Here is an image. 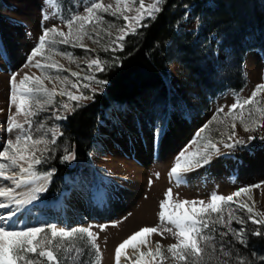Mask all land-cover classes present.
<instances>
[{"label":"snow or ice","instance_id":"1","mask_svg":"<svg viewBox=\"0 0 264 264\" xmlns=\"http://www.w3.org/2000/svg\"><path fill=\"white\" fill-rule=\"evenodd\" d=\"M164 2L110 0L105 3L104 0H89L83 12L74 11L64 16L60 11L59 0H45L53 10L45 13L43 20L59 17L67 31L57 24L45 27L23 65L24 68H36L41 74L14 73L10 78V107L3 129L8 138L0 150V181L10 182V186L0 185V209L5 210L0 213V264H76L77 258L88 252L91 257L81 264H101L103 253L97 242L99 234L93 232L91 226L66 228L47 223L40 227H16L25 206L38 200L39 194L47 190V183L54 170L40 173L38 166L49 158L55 150L53 146L63 135L59 126H48L46 121L38 120L37 117L41 112L55 109L52 118L66 119L67 113L75 111L83 101L93 99L99 86L107 84L106 80L97 79L95 73L106 71L108 61L99 55L76 57L71 52L61 50L58 45L78 47L85 53L95 52V48L85 43L88 40L105 52L122 51L126 36L135 35L139 27H145L143 22L146 19L155 20L163 10ZM133 11L136 14L129 15ZM107 15L122 19L124 23L116 25L106 21ZM105 40L107 42L103 43ZM54 56L68 59L69 64H75L79 71L65 67ZM46 70H55L58 74L53 76ZM61 72L67 74L60 75ZM85 90H89L92 95L86 94ZM262 94L264 82L257 84L246 98L237 95L227 112L223 108L217 109V114L197 133V137H200L202 132L209 131V135L203 137V146L195 151H189L190 145L181 150L175 157L169 178L179 185L189 172L208 165L220 153V145L231 149L245 143L237 135V122L247 133L264 128V99H257ZM57 97H67V100L58 101ZM57 104L59 107H56ZM12 106L15 112H12ZM61 109L64 111L61 112ZM212 121H217L224 129L220 131L218 127L214 130L218 132L219 138L211 135L213 129L209 126ZM162 132V125L153 122V138ZM225 136L227 139H224ZM254 139L255 136H248L249 141ZM62 159H75V154L65 149ZM29 185L31 187L27 192L17 191ZM253 188H260V185L241 187L229 195L214 191L207 200H178L174 198L172 189L168 188L164 199L159 202L160 211L157 216L160 223L153 227H143L119 243L114 252L115 264H121L122 257L131 264H166L168 260L175 264H253L247 257L234 253L223 243L217 247V235L221 239L231 235L240 244H246L247 233L243 225L248 221L257 226L253 235L264 236V212L255 210L256 202L251 195ZM244 195L252 202L251 205L234 199ZM245 210L247 219L238 214V211ZM233 222L242 227L233 228ZM165 224L170 227H165ZM217 226L222 230H218ZM99 227L103 231L107 225ZM165 232L175 239V243L165 248L157 241L154 249L148 247V237L158 234L163 238ZM141 246L148 250H141ZM129 247L134 249L135 259L127 255L126 249Z\"/></svg>","mask_w":264,"mask_h":264},{"label":"rangeland","instance_id":"2","mask_svg":"<svg viewBox=\"0 0 264 264\" xmlns=\"http://www.w3.org/2000/svg\"><path fill=\"white\" fill-rule=\"evenodd\" d=\"M104 2L107 3L110 0H104ZM88 3L89 0H59L60 11L64 16H69L74 11L83 12V7ZM52 10L45 0H0V150L8 138L3 129L9 114L11 76L14 73L26 72L40 75L38 69L24 68L23 65L27 62L32 48L38 43V37L43 34L45 27H51L53 24L63 27L59 17L43 20V15ZM135 14L134 11L129 13V15ZM105 20L116 25L124 23L122 19L111 15H107ZM199 26V20L192 17L188 11L185 19L179 23L178 29L198 33ZM63 30L67 31V28L63 27ZM113 32L115 36V30ZM212 40L220 42L217 36H213ZM106 42L107 40L103 41V43ZM85 43L90 48H95V52L85 53L81 48L70 45H58V47L81 58L85 55L96 56L100 52H105L91 41L86 40ZM216 56L219 61H225L227 53L217 52ZM35 59L42 58L36 57ZM54 59L64 64L65 67L79 71L75 64H69L68 59L64 57L54 56ZM81 67H84L82 62ZM243 70L246 87L239 93L232 90L223 92L217 98L211 99L209 110H205L202 93L197 89L195 81L178 63L171 64L168 67L166 83L184 100L187 115L182 116L177 108L169 107L159 123L163 127V132L155 138L152 132L144 129L141 122L128 114V112L133 113L132 109L125 105L118 106L110 101L105 111L106 119L100 122L95 134L101 147L99 151L91 155L92 167L96 176L93 187L90 178L76 177L68 181L69 187L55 202L42 201L39 195L34 205L19 215L16 227L19 229L40 227L47 223H55L66 228L91 226V230L99 234L97 242L103 253L101 264H115L114 252L119 243L143 227H153L160 223L157 216L160 211L159 202L164 199V193L168 188L172 189L174 198L178 200H207L209 194L214 191L218 194L229 195L241 187L259 184L260 188H253L251 195L256 202L255 210L264 212V139H261L264 137V128L247 133L237 122V135L245 143L238 144L231 149L220 145V153L214 156L208 165L189 172L179 185L169 178V171L181 150L189 145L191 146L189 151H195L203 146L205 143L203 137L208 136L209 131L202 132L200 137H197V133L212 120L217 114V109L223 108L227 112L228 107L235 102L237 95L246 98L257 84L264 82V54L259 50L250 51L244 59ZM46 71L53 76L58 74L55 70ZM99 73H95L97 79H99ZM59 74L66 75L67 73ZM45 83L48 82L45 81ZM48 86L52 85L48 84ZM85 92L92 95L89 90ZM96 93H105L104 85L99 86ZM61 99L67 100V97H57L58 101ZM257 99H264V94ZM91 101L92 99L83 101L81 105ZM56 107H59V104ZM192 109L205 111L202 115L196 112L189 113L188 111ZM11 110L15 112V107L12 106ZM54 110L41 112L37 119L46 121L48 126L57 125L61 129V124L67 118L62 120L52 118ZM63 111L61 109V112ZM71 113H67V117ZM209 127L213 129L211 132L213 138H219L218 132L214 131L216 128L219 127L220 131H224L217 121H212ZM249 135L255 136L256 139L249 141ZM144 137L148 141L147 147L144 144ZM224 139L227 137L225 136ZM193 141L197 143L193 144ZM43 166V164L39 165L38 171ZM80 166L84 168L87 165L81 164ZM149 181L152 183L149 184ZM0 185L10 186V182L0 181ZM234 199L238 202H248L250 205L252 203L247 200V195ZM71 205H74L76 212L71 210ZM63 209L70 212L72 217L66 218ZM226 211L227 206H225ZM4 212L5 210L0 209V213ZM238 214L247 219L246 210L238 211ZM100 225H107V227L102 231ZM164 226L170 227L167 224ZM217 227L218 230H222L219 226ZM232 227L239 229L242 225L233 222ZM243 227L247 233L245 236L247 244L253 236H256L252 233L257 226L248 221ZM157 241L165 248L175 243V239L165 232L163 238L158 234L148 237V247L154 249ZM233 241L231 235L222 239L217 235V247L223 243L234 253L247 257V254L234 245ZM257 247L255 245L252 247V255L256 258L253 264H264V259H262L264 249ZM141 250L147 251L148 248L141 246ZM126 253L135 259L134 249L129 247ZM83 256L82 261H87L91 253L88 252ZM121 264H131V262L122 257ZM166 264H175V262L168 260Z\"/></svg>","mask_w":264,"mask_h":264},{"label":"trees","instance_id":"3","mask_svg":"<svg viewBox=\"0 0 264 264\" xmlns=\"http://www.w3.org/2000/svg\"><path fill=\"white\" fill-rule=\"evenodd\" d=\"M162 8L155 20H146L145 27L126 37L122 51L98 54L109 62L107 70L98 75L107 81L105 93H96L90 103L76 108L61 124L63 135L39 170H54L41 200H58L69 187L68 181L76 177L90 178L93 187L96 176L91 154L101 147L95 133L100 121L106 119L110 101L132 109L128 114L148 132H152L153 122H161L169 107L187 115L184 100L166 83L171 64L178 63L195 81L205 110H209L211 99L223 92L239 93L246 87V55L253 50L264 54V0H165ZM188 11L199 20L198 33L178 29ZM213 36L220 42L213 41ZM217 52L227 53L226 60L219 61ZM205 110L188 112L202 115ZM65 149L74 153L75 159L63 160ZM81 163L87 166L82 168ZM233 242L252 262L256 261L252 247L264 249V236H253L247 244ZM83 258L78 257L76 264Z\"/></svg>","mask_w":264,"mask_h":264},{"label":"bare ground","instance_id":"4","mask_svg":"<svg viewBox=\"0 0 264 264\" xmlns=\"http://www.w3.org/2000/svg\"><path fill=\"white\" fill-rule=\"evenodd\" d=\"M144 139H145V145H146V147L148 146V144H147V139H146V137H144ZM31 186H26V187H24V188H21V189H18L17 191L18 192H21V193H23V192H27L28 191V189L30 188ZM47 188L49 187V183H47V186H46ZM40 194H42V193H40ZM39 194V195H40ZM34 203H35V201H33V203L32 204H30V205H27V206H25V208L22 210V212H26L27 210H29L33 205H34ZM73 204V203H72ZM70 208H71V210L73 211V212H76V209L74 208V205H71L70 206ZM59 209H60V207H59ZM61 210V209H60ZM63 211H64V216L66 217V218H71L72 217V215L70 216V212H68V211H66V209H63ZM79 219V218H78Z\"/></svg>","mask_w":264,"mask_h":264}]
</instances>
